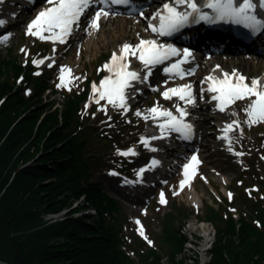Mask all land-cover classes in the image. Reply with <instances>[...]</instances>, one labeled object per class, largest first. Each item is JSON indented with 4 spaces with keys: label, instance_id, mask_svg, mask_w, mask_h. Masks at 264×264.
I'll list each match as a JSON object with an SVG mask.
<instances>
[{
    "label": "rangeland",
    "instance_id": "374dc122",
    "mask_svg": "<svg viewBox=\"0 0 264 264\" xmlns=\"http://www.w3.org/2000/svg\"><path fill=\"white\" fill-rule=\"evenodd\" d=\"M2 6V12L7 14V9L12 6V2L3 3ZM155 7L157 9L160 5ZM37 12V9H34L29 13L7 38L0 37V54L7 59L11 56V60L24 66L33 79L45 76L50 85L48 87L63 93L79 95L86 89H89V92L91 90V96L88 94L82 100L79 114L82 127L79 129L84 133L81 137L87 143L84 147L86 152L84 159L90 165L87 172L88 180L100 183V189L120 204L118 211H113L111 214L104 213L103 216L106 220L118 225L117 239L122 252L135 260L136 264H143V260H139L133 249H137L140 253L152 249L159 257L158 264H210L212 259L210 251L216 240L217 227H225L229 219L235 220L237 229L241 226L240 220H244L259 233L264 234V224L258 216L254 217L252 210V204L256 201H260V206L264 209V123L249 126L246 122L248 117L244 109L249 106V100L237 101L221 112L217 104L206 94L209 85L206 77L213 76L212 71L217 68L221 73L231 74L234 71L241 73L246 76L249 84L253 78L259 79L264 84V55L203 57L196 69L197 77L189 78L198 89L192 117L198 126L196 151L200 150L198 152L200 163L189 185L180 190L179 165L177 164L190 161V157L196 153L188 157L182 156L183 153L175 156V150L162 148L165 146L163 142L152 139L157 136L158 129L150 126L152 116L149 110L153 107L163 110L177 108L175 100L170 103L162 96L165 87L160 82L162 79L158 76L156 78L158 84L152 85L151 90L141 96L129 98L130 94H127V111L104 102L96 104L91 99L92 84L99 86L102 78L108 74L106 70H103L104 64L110 62L112 54L119 51L121 44H138L140 36L143 37L146 31L145 25L137 24V20L133 19L102 17L99 21V30L90 33L91 29L89 30L88 27L90 17H88L81 38L63 48L51 46L26 34L27 25L35 19ZM129 58L131 63L136 62V58ZM33 60H44V63L35 65V68L32 64ZM50 64L51 67H49ZM62 67L70 69V72L64 73L65 80L71 81L68 87H58ZM8 76L12 82L15 80L9 72ZM25 77L26 75H23L21 78ZM21 78L17 80V83H20ZM25 82L24 80L21 86ZM167 84L174 85L172 81ZM35 85L34 82H30L23 86L20 92L25 96L30 95ZM63 93L50 92L48 89L43 96L47 100H54L61 109ZM2 102L1 100L0 104ZM101 107L106 109V113L98 110ZM137 111L141 113L140 116L136 115ZM111 112L115 114L111 115ZM127 116L132 122L125 126H118L117 124ZM146 116L148 119H144ZM234 121L239 123V127L233 124ZM228 124H233V129L227 132V139H224V129ZM142 140L148 141L147 145ZM176 148L183 151L181 147L176 146ZM130 149H139L142 153L141 159L136 160L133 166L129 165L128 155L117 154L118 150L127 152ZM150 158L161 160L164 167L174 163L171 175L163 180L164 184L156 186L155 189L147 191L128 189L120 178L109 174L118 168L127 169L128 173L132 174L136 167L147 163ZM117 189L121 190L117 191ZM161 192L165 194L166 204L159 202ZM195 194L196 200L193 197ZM85 199L83 196L77 199L71 197L69 207L58 213L43 215L42 218L49 220L62 219L68 215L96 216L94 208ZM215 213L218 214V218H215ZM135 219L140 220L142 224L143 236L140 235V227ZM192 219L199 223H191ZM182 223L187 224L181 232L178 227ZM203 223L208 224V227ZM166 233L172 236L171 239L174 240L172 242L183 240L181 250L174 252L176 253L175 261L171 259L174 246L166 239ZM145 236L147 239L144 238ZM208 236L211 240H205ZM251 237L256 239L255 236ZM262 242L264 243V238ZM7 251V248H1L0 255L6 254ZM16 252L19 256L18 250ZM153 257L154 255L149 256L148 261L150 262ZM0 260L3 259L0 258Z\"/></svg>",
    "mask_w": 264,
    "mask_h": 264
},
{
    "label": "trees",
    "instance_id": "16d2710c",
    "mask_svg": "<svg viewBox=\"0 0 264 264\" xmlns=\"http://www.w3.org/2000/svg\"><path fill=\"white\" fill-rule=\"evenodd\" d=\"M8 72L15 77L13 82ZM30 82L36 84L34 91L25 96L20 89ZM47 82L45 76L33 79L11 56L0 54V249L8 250L0 258L10 264H136L119 249L118 225L103 216L118 211L120 204L100 189V183L88 180L90 165L84 159L87 143L81 137L79 114L89 89L79 95L63 93L60 109L43 96L48 89L57 91ZM80 196L96 216L42 218L69 207V199ZM260 205L254 202L252 210L264 224ZM214 216L218 218L217 213ZM240 225L237 229L235 220L229 219L225 227H217L210 264H264V234L244 220ZM171 238L166 233V239L174 241ZM171 245L175 261L174 252L181 250L183 240ZM132 251L143 264H158L152 249Z\"/></svg>",
    "mask_w": 264,
    "mask_h": 264
},
{
    "label": "snow or ice",
    "instance_id": "6c2138e0",
    "mask_svg": "<svg viewBox=\"0 0 264 264\" xmlns=\"http://www.w3.org/2000/svg\"><path fill=\"white\" fill-rule=\"evenodd\" d=\"M46 3L49 7L40 11L35 19L27 25L26 34L42 41L47 40L52 43L58 42L64 44L72 34L74 26L79 27L82 17L86 16L89 9L95 3H99L103 7L94 12L88 21V27L98 31L101 18H107L110 15V12L106 10L107 7L109 5H126L129 3V0H46ZM203 6L211 9L212 14L203 12L198 7L196 0H172V3H165L162 6V10L152 16L151 19H158L159 23L158 25L149 23L148 29L161 37L170 36L189 24L200 22L208 24L223 22L242 25L244 28L249 29L253 35L264 30V19H260L256 15L257 7L264 10V0H205ZM181 8L184 10H179ZM4 23V21L0 20V26ZM22 51L26 50L22 49ZM181 55L183 59L166 67L164 72L183 78L185 73L181 70V65L188 62V58L191 56V52L188 49H184L181 53L180 50L172 45L158 43L154 39H140L139 43L135 45L125 43L121 47L120 55L114 52L110 58V62L104 64L103 70H106L110 75L102 79L99 86L95 83L92 84L93 96L91 99L96 104L106 100L113 107L127 111L125 90L131 87V81H139L141 79L137 72L128 70L130 67L129 57L136 58L143 65L144 69L149 70L143 77L146 81L148 75H151L152 67L164 64L165 61ZM32 63L39 66L44 63V60H33ZM51 66L50 64L49 67ZM66 72H70V69L66 67L60 69V84L58 87H68V84L71 83V81L65 80L64 73ZM36 74L39 75V73ZM206 80L209 81L207 91L216 93V95L212 96V100L218 101L219 111L223 112L226 107L234 104L236 101L247 99L250 103L244 109L248 117L246 122L249 126L264 123V84H261L259 79L253 78L249 84L246 82L247 78L244 75H237L234 71L231 74L224 73L223 79L208 76ZM69 90L71 89L69 88ZM162 96L164 99H171L173 96H177L187 104H195L191 85L169 88L162 93ZM98 110L106 113V109L103 107ZM149 111L153 119L165 118V122L159 124L162 136L167 130L181 133L185 139L190 138L192 126L184 123V117L187 115L184 108L177 106V111L180 114L179 117L174 116L170 111L161 110L158 107H153ZM136 115L140 116L141 113L137 111ZM144 119H148V117L146 116ZM233 124L239 127L238 122L234 121ZM233 124H228L224 129V139H227V132L233 129ZM152 139H156V137ZM142 142L145 145L148 143L146 140H142ZM152 150L155 151L156 149ZM229 150L231 151V147ZM117 154L127 156L130 154L135 155V152L131 149L127 152L118 150ZM236 154L241 155V153ZM156 163V161H152L153 165H156ZM199 163L200 161L197 156L193 155L190 162L183 165L184 179L180 181L179 185L181 190L190 183ZM143 171L145 169H141L140 174ZM109 174L117 175L115 172H110ZM229 197L231 198V194H229ZM159 202L161 204L167 203L163 192L160 193ZM136 223L140 224L138 220ZM139 232L141 236L144 235L142 226ZM144 238L147 239L146 236Z\"/></svg>",
    "mask_w": 264,
    "mask_h": 264
},
{
    "label": "bare ground",
    "instance_id": "6f19581e",
    "mask_svg": "<svg viewBox=\"0 0 264 264\" xmlns=\"http://www.w3.org/2000/svg\"><path fill=\"white\" fill-rule=\"evenodd\" d=\"M204 1L205 0H201V2L202 3H204ZM43 6V5H42ZM155 12H158V9H156V11ZM92 13H94V12H92ZM93 15V14H92ZM91 14H90V19H91V16H92ZM154 14L152 13V16H153ZM135 19H136V17H134ZM89 19V20H90ZM99 24H100V22H99ZM137 24H142V22H140V20H138L137 21ZM91 28H89V30H90ZM94 30L93 29H91L90 30V33H92ZM86 32H88V31H86ZM82 33H84V31H82ZM122 45H124V44H121L120 45V48H119V51H117V52H115L117 55H120V50H121V47H122ZM234 56V55H233ZM198 64V62H195V63H193V68H192V70H195V66L194 65H197ZM212 73H213V76L212 77H215L216 79H223V73H221L218 69H213V71H212ZM225 73V72H224ZM67 75H68V73H67ZM209 83V82H208ZM262 84V83H261ZM181 86H183V85H181ZM215 101V100H214ZM217 106H218V102H217ZM219 109V108H218ZM226 109H228V108H226ZM161 119H162V117L161 118H158V119H153L152 117H151V119H150V126L151 127H154V128H156V129H158L159 128V124H160V122L159 121H161ZM157 134H161V132L159 133V132H157ZM163 136H165V135H163ZM173 149H175V148H173ZM196 156H197V158H198V154H195ZM193 156V155H192ZM191 156V157H192ZM191 160V159H190ZM189 163V162H188ZM161 167H162V165H163V163H158ZM193 190V189H192ZM194 191V190H193ZM194 198H195V200H196V198H197V195L195 194L194 196H193Z\"/></svg>",
    "mask_w": 264,
    "mask_h": 264
},
{
    "label": "water",
    "instance_id": "95a60500",
    "mask_svg": "<svg viewBox=\"0 0 264 264\" xmlns=\"http://www.w3.org/2000/svg\"><path fill=\"white\" fill-rule=\"evenodd\" d=\"M20 256V255H19ZM21 257V256H20ZM0 264H10V263H8V262H6V261H3V260H0Z\"/></svg>",
    "mask_w": 264,
    "mask_h": 264
},
{
    "label": "built area",
    "instance_id": "2783aa9c",
    "mask_svg": "<svg viewBox=\"0 0 264 264\" xmlns=\"http://www.w3.org/2000/svg\"><path fill=\"white\" fill-rule=\"evenodd\" d=\"M205 226L208 227L207 224H205ZM209 237H210V236H208V239H205V240H211ZM210 244L212 245V242H211Z\"/></svg>",
    "mask_w": 264,
    "mask_h": 264
}]
</instances>
